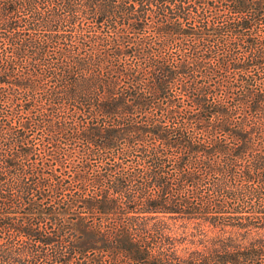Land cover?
<instances>
[{
    "label": "trees",
    "instance_id": "16d2710c",
    "mask_svg": "<svg viewBox=\"0 0 264 264\" xmlns=\"http://www.w3.org/2000/svg\"><path fill=\"white\" fill-rule=\"evenodd\" d=\"M0 264H264V0H0Z\"/></svg>",
    "mask_w": 264,
    "mask_h": 264
}]
</instances>
